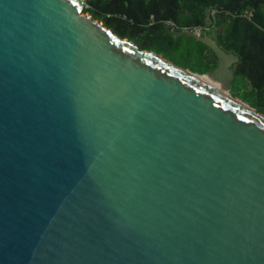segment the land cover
<instances>
[{
  "label": "water",
  "instance_id": "1",
  "mask_svg": "<svg viewBox=\"0 0 264 264\" xmlns=\"http://www.w3.org/2000/svg\"><path fill=\"white\" fill-rule=\"evenodd\" d=\"M83 0H0V264H264V112ZM207 77L215 85L206 83Z\"/></svg>",
  "mask_w": 264,
  "mask_h": 264
},
{
  "label": "trees",
  "instance_id": "2",
  "mask_svg": "<svg viewBox=\"0 0 264 264\" xmlns=\"http://www.w3.org/2000/svg\"><path fill=\"white\" fill-rule=\"evenodd\" d=\"M96 20L141 49L203 75L218 64L204 44L182 30H205L239 58L231 94L264 112V0H86ZM168 23L173 24L170 26ZM243 79L248 86L238 84Z\"/></svg>",
  "mask_w": 264,
  "mask_h": 264
},
{
  "label": "rangeland",
  "instance_id": "3",
  "mask_svg": "<svg viewBox=\"0 0 264 264\" xmlns=\"http://www.w3.org/2000/svg\"><path fill=\"white\" fill-rule=\"evenodd\" d=\"M83 1H84V3H85V9H84V12H85L86 9H89V5L87 4L86 0H83ZM85 13L90 14L89 12H85ZM90 15H91V14H90ZM102 23H103V22H102ZM237 83L249 87L248 84H247V82H246L245 80H243V79H237ZM237 97H238V96H237ZM239 98H240V97H239Z\"/></svg>",
  "mask_w": 264,
  "mask_h": 264
},
{
  "label": "bare ground",
  "instance_id": "4",
  "mask_svg": "<svg viewBox=\"0 0 264 264\" xmlns=\"http://www.w3.org/2000/svg\"><path fill=\"white\" fill-rule=\"evenodd\" d=\"M201 80L206 82V83H209V84H212V85H215L212 81L209 80V78L207 77H201Z\"/></svg>",
  "mask_w": 264,
  "mask_h": 264
},
{
  "label": "built area",
  "instance_id": "5",
  "mask_svg": "<svg viewBox=\"0 0 264 264\" xmlns=\"http://www.w3.org/2000/svg\"><path fill=\"white\" fill-rule=\"evenodd\" d=\"M170 26H173V24H171V23H168ZM197 30V29H196ZM196 30H193V31H196Z\"/></svg>",
  "mask_w": 264,
  "mask_h": 264
}]
</instances>
